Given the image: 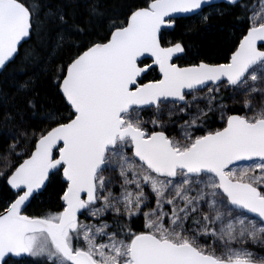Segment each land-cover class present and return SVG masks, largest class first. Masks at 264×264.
<instances>
[{
	"label": "snow or ice",
	"instance_id": "obj_1",
	"mask_svg": "<svg viewBox=\"0 0 264 264\" xmlns=\"http://www.w3.org/2000/svg\"><path fill=\"white\" fill-rule=\"evenodd\" d=\"M41 61L58 106L0 93V264H264V0H0V75Z\"/></svg>",
	"mask_w": 264,
	"mask_h": 264
},
{
	"label": "trees",
	"instance_id": "obj_2",
	"mask_svg": "<svg viewBox=\"0 0 264 264\" xmlns=\"http://www.w3.org/2000/svg\"><path fill=\"white\" fill-rule=\"evenodd\" d=\"M105 2L111 10L116 5L120 4L122 0H105ZM185 23L188 22L185 21ZM238 23L239 22H236L237 25ZM180 31L184 32L186 30L181 28ZM233 33L239 35V31H237L236 28L230 26L225 27V25L220 22L219 17L213 16L210 26L194 24L191 31L184 37V41L186 44L192 45L203 59H212L218 58L219 55L225 51L229 46L227 41ZM46 55L47 53L41 52V56ZM46 67H49V65H45L43 61H41L39 65L27 69H22L19 64L12 65L7 73L0 75V93H11L14 91L12 87L14 77L17 79H27L32 77L37 82L38 90L40 92L39 99L48 106H58L59 99L55 95L54 90L50 88L48 78L43 75ZM58 189V183L53 182L49 186V191L41 198L42 202H36L32 209H30V212H46L49 207H54L56 204L55 194ZM49 194H51V200H49Z\"/></svg>",
	"mask_w": 264,
	"mask_h": 264
},
{
	"label": "water",
	"instance_id": "obj_3",
	"mask_svg": "<svg viewBox=\"0 0 264 264\" xmlns=\"http://www.w3.org/2000/svg\"><path fill=\"white\" fill-rule=\"evenodd\" d=\"M218 2H221V0H218Z\"/></svg>",
	"mask_w": 264,
	"mask_h": 264
}]
</instances>
